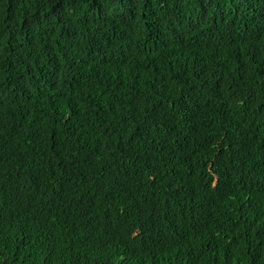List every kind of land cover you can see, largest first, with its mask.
<instances>
[{"label":"trees","instance_id":"16d2710c","mask_svg":"<svg viewBox=\"0 0 264 264\" xmlns=\"http://www.w3.org/2000/svg\"><path fill=\"white\" fill-rule=\"evenodd\" d=\"M199 229L200 264H264V0H0V264L189 261Z\"/></svg>","mask_w":264,"mask_h":264},{"label":"clouds","instance_id":"9594fccd","mask_svg":"<svg viewBox=\"0 0 264 264\" xmlns=\"http://www.w3.org/2000/svg\"><path fill=\"white\" fill-rule=\"evenodd\" d=\"M66 118H68V114L66 115L65 119ZM60 144H61V135L56 141L54 150L58 148ZM59 163L64 164V160L60 161ZM177 181L178 180L170 181L169 187L171 188L172 186H174ZM66 200L70 202L63 205H71L72 207H76L78 212L81 213L82 215L89 216L93 214L91 212V209L85 207L86 202L73 201L70 198ZM74 214L76 215V212H74ZM219 233L220 232L218 230L208 231L206 229H199L196 231H192V234L186 240V244H185L189 261H183L182 259L174 258L169 263L170 264H200L204 259L203 258L204 251H206L210 259V254L211 256H213V249L215 248V243L217 242L216 236ZM207 264H210L209 260L207 261Z\"/></svg>","mask_w":264,"mask_h":264}]
</instances>
